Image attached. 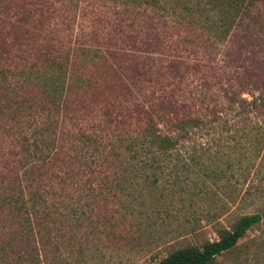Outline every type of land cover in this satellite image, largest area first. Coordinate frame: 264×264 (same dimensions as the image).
Wrapping results in <instances>:
<instances>
[{"label": "trees", "instance_id": "1", "mask_svg": "<svg viewBox=\"0 0 264 264\" xmlns=\"http://www.w3.org/2000/svg\"><path fill=\"white\" fill-rule=\"evenodd\" d=\"M205 3L213 11L191 20L202 30L185 37L194 48L222 45L232 65L229 90L202 91L199 99L170 92L149 107L109 111L99 103L108 99L100 68L87 73L81 60L90 46L80 43L70 64L63 56L41 57L32 77L36 66L20 67L27 74L19 88L34 93L12 99L5 91L4 99L0 92V264H86L84 255L98 251L96 239L136 244L157 219L196 203L197 194L211 192L206 200L216 202L215 190L246 180L242 196L264 191V0ZM0 26L6 29L4 20ZM91 58L97 62L98 54ZM5 69L0 65V81L12 89ZM109 76L115 80L114 71ZM164 195L169 204L160 201ZM263 217L264 210L239 214L228 229H216L217 239L174 247L151 264H208Z\"/></svg>", "mask_w": 264, "mask_h": 264}, {"label": "rangeland", "instance_id": "2", "mask_svg": "<svg viewBox=\"0 0 264 264\" xmlns=\"http://www.w3.org/2000/svg\"><path fill=\"white\" fill-rule=\"evenodd\" d=\"M205 1L0 0V21L4 20L6 27L0 26V31L5 29L3 36L7 39L0 65L7 68L4 74L12 84V89L5 90L4 81H0V92L4 99L5 91L12 99L34 93L19 88L17 83L27 74H21L20 67L36 66L30 72L32 77L36 68L42 67L41 57L63 56L70 64L80 43L90 47L85 50L87 57L84 60L77 57L75 64L87 62V73L94 70L95 64L100 68L101 77H97L102 85L101 94L108 99L99 103L107 104L103 108L109 111H132L138 104L149 107L151 102L158 103L170 92L177 95L184 92L199 99L196 95L202 91L217 95L223 91L221 87L229 90L232 81L227 78L232 65L225 64L222 45L194 48L185 37L192 38L193 29V36L202 30L200 24L191 23L198 13L213 11ZM11 26H16L15 33ZM95 52L97 62L91 58ZM111 71L115 72V80L109 76ZM108 91L116 92V97ZM197 101L192 100L196 108L200 105ZM179 104L180 99L176 106ZM2 141L5 143V118L0 116ZM188 177L198 176L189 174ZM246 184L247 180L239 183L238 188L230 185L225 192L215 190L216 202H207L206 197L208 200L214 197L211 192L197 194L194 198L199 200L191 207L182 200L186 203L181 205L183 211L173 218L157 219L147 235L139 238V242L133 240L136 244L122 245V240L102 236L100 241L96 239L98 251L93 257L84 255L86 264H151L174 247L199 246L206 240H215L216 229H228L239 214L264 210V191H249L242 196ZM164 193L168 194V187ZM173 194L176 200L177 195ZM155 197L157 192L148 193L146 201H154ZM160 201L169 204L165 195ZM177 205L180 201L173 206ZM187 218L188 222L184 220ZM156 234L161 238H156ZM260 240H264V217L247 229L233 247L215 255L208 264H264V243L260 247Z\"/></svg>", "mask_w": 264, "mask_h": 264}]
</instances>
